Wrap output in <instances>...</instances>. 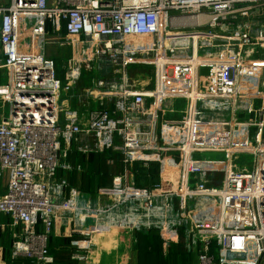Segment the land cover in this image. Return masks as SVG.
<instances>
[{
	"label": "built area",
	"instance_id": "2783aa9c",
	"mask_svg": "<svg viewBox=\"0 0 264 264\" xmlns=\"http://www.w3.org/2000/svg\"><path fill=\"white\" fill-rule=\"evenodd\" d=\"M29 29L70 51L61 69L23 56ZM0 56L12 78L0 233L13 261L54 264L58 226L90 221L74 260L90 259L96 233L136 227L165 250L183 235L196 264H264V0H0ZM72 153L158 163L160 181L115 176L87 199L59 175L83 171Z\"/></svg>",
	"mask_w": 264,
	"mask_h": 264
},
{
	"label": "crops",
	"instance_id": "0c3cea01",
	"mask_svg": "<svg viewBox=\"0 0 264 264\" xmlns=\"http://www.w3.org/2000/svg\"><path fill=\"white\" fill-rule=\"evenodd\" d=\"M204 73L203 76H207ZM259 103V102H257ZM184 103H181L183 106ZM0 115V120L3 119ZM175 158V157H174ZM109 159L113 163H109ZM70 163L83 171L73 172L60 171V176H65L71 187L78 188L87 199H96L99 190L112 183L115 176H126L127 187L148 189L160 181V165L151 163L148 167L136 164L130 166L124 163L122 156L110 155L109 153L90 155L85 157L78 153L69 156ZM180 163V156L175 158ZM7 178L0 182V193L6 189ZM10 218L0 214V224L8 223ZM92 223L85 221H71L69 227L59 225L56 233L52 235L50 253L55 259L54 264H196L197 256L189 254L182 239L178 244L169 246L166 250L160 234L157 230L144 233H135L129 229H112L105 235H97V244L89 252L88 261H77L72 258L75 249L71 242L82 239L76 230L92 229ZM135 240L137 242H134ZM0 264L15 263L11 257V240L7 235L0 233ZM31 264V263H28Z\"/></svg>",
	"mask_w": 264,
	"mask_h": 264
},
{
	"label": "rangeland",
	"instance_id": "374dc122",
	"mask_svg": "<svg viewBox=\"0 0 264 264\" xmlns=\"http://www.w3.org/2000/svg\"><path fill=\"white\" fill-rule=\"evenodd\" d=\"M32 30H27V37L22 42L21 50L23 53V56L28 57L32 50H36L39 54H46L50 57H53L55 59L56 65L58 69H61L67 60V58L70 56V51L68 49H62V48H56L54 46H46L44 44L45 39H37L34 41L32 38ZM4 64V59L2 56H0V115H3V117H8L11 113V93H12V78H11V72L10 70L2 67ZM206 73L207 71H203ZM175 158H177V155H174ZM204 158L209 159H223V157H219L216 155H204ZM136 213V212H135ZM134 214V211H133ZM153 230V229H152ZM135 233H144L151 231H142L141 229L134 228L133 230H130ZM133 243L137 242L135 240H132Z\"/></svg>",
	"mask_w": 264,
	"mask_h": 264
},
{
	"label": "trees",
	"instance_id": "16d2710c",
	"mask_svg": "<svg viewBox=\"0 0 264 264\" xmlns=\"http://www.w3.org/2000/svg\"><path fill=\"white\" fill-rule=\"evenodd\" d=\"M61 73V72H60ZM8 237V236H7ZM13 262H15V263H19V264H28L29 262H21V261H13Z\"/></svg>",
	"mask_w": 264,
	"mask_h": 264
},
{
	"label": "bare ground",
	"instance_id": "6f19581e",
	"mask_svg": "<svg viewBox=\"0 0 264 264\" xmlns=\"http://www.w3.org/2000/svg\"><path fill=\"white\" fill-rule=\"evenodd\" d=\"M171 164V162L169 163V165ZM177 172H178V170H177ZM178 182L176 181V184H177ZM122 213H123V211H122ZM125 218L123 217V223H125V220H124Z\"/></svg>",
	"mask_w": 264,
	"mask_h": 264
}]
</instances>
